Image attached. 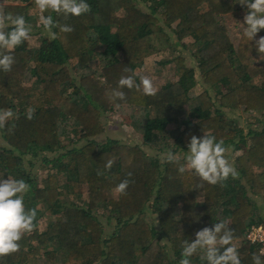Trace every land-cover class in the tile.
<instances>
[{
	"label": "trees",
	"instance_id": "trees-1",
	"mask_svg": "<svg viewBox=\"0 0 264 264\" xmlns=\"http://www.w3.org/2000/svg\"><path fill=\"white\" fill-rule=\"evenodd\" d=\"M86 2L91 11L79 17L46 12L74 30L57 27L54 40L44 32L40 42L25 41L11 52V71L0 70V110L18 115L0 129V176L24 179L30 185L25 208L37 212L35 229L0 264H179L182 242L221 220L234 231L241 264H253L254 253L264 260L261 242L246 236L252 224L264 227V120L259 127L243 126L229 114L264 111V56L255 48L264 29L251 41L242 26L232 34L227 16L248 11L238 0ZM0 3L30 25L31 14H39L35 0ZM42 28L38 21L31 34ZM187 36L195 65L180 55L167 58L163 62L176 60V78L156 95L123 88L124 100L112 97L121 76ZM116 106L132 109L130 121L145 144L178 151L180 164L192 135L211 134L226 147L241 140L232 162L238 176L208 184L187 167L181 173L175 163L152 159L139 143L98 140L102 113ZM30 107L35 112L29 120ZM27 155H41V175L26 168ZM108 160L114 163L105 170ZM124 179L130 180L126 193H114ZM102 217L113 224L108 234ZM201 255L192 256V264H207Z\"/></svg>",
	"mask_w": 264,
	"mask_h": 264
},
{
	"label": "clouds",
	"instance_id": "clouds-1",
	"mask_svg": "<svg viewBox=\"0 0 264 264\" xmlns=\"http://www.w3.org/2000/svg\"><path fill=\"white\" fill-rule=\"evenodd\" d=\"M238 3L247 8L243 17V35L250 41L264 29V0H238ZM35 6L39 10V24L42 25L49 39H56L54 28L59 27L60 32L70 33L74 29L70 25H58L51 14H62L79 17L91 11V6L86 0H35ZM10 29V30H9ZM32 26L23 15H13L4 11V5L0 3V70L9 72L15 63V57L11 52L31 38ZM256 51L260 58L264 56V36L255 41ZM6 50V51H5ZM126 72L131 71L125 69ZM128 88L141 90L147 96H154L157 88L153 80L142 75L139 83L132 75L121 76L118 81V89L111 93L114 99L124 100L125 93L120 89ZM34 108L26 110V118L32 119ZM18 115L12 109L0 110V129H4L7 122ZM228 148L221 139L204 133L202 137L192 135L188 143V151L184 157L185 164H180V156L172 150L162 153L164 162L179 165L178 171L183 173L185 167L195 172L203 181L216 185L226 181L230 176L236 178L238 172L234 165L226 158ZM114 160H108L105 170H110ZM103 174L98 172V175ZM131 176V173H129ZM130 184L129 179L122 180L115 188L118 194H125ZM30 191V185L24 179L0 176V257L16 253L20 250L19 241L25 233H31L36 225V209H26L24 197ZM157 222V221H156ZM234 231L230 230L229 222L221 220L212 227H203L195 232L194 240L182 242V252L179 264H192L191 257L202 252L201 259L207 264H241L238 248L233 243ZM167 243V240H161ZM264 254V252H262ZM253 264H264L261 255H252Z\"/></svg>",
	"mask_w": 264,
	"mask_h": 264
},
{
	"label": "rangeland",
	"instance_id": "rangeland-1",
	"mask_svg": "<svg viewBox=\"0 0 264 264\" xmlns=\"http://www.w3.org/2000/svg\"><path fill=\"white\" fill-rule=\"evenodd\" d=\"M139 5H141L144 9H148L146 3L141 2L139 3ZM203 8H205V6ZM38 17L39 14L37 12L31 14L30 20H31L32 29L33 26L38 24L39 21ZM243 17L244 15L242 11H239L238 14L233 13V15L227 16L226 22L232 34L239 35V28L241 27L240 23L243 24ZM44 32L45 31L42 28L40 31L32 33L31 38L27 40L28 43L40 42ZM191 41H192L191 37L187 36L184 38V40L174 41L172 43V46L167 50L154 52L148 55L145 58L143 65L138 66L134 69L137 80L139 81L140 76L147 75L153 80L154 86L156 88H158L162 84H167L173 81L176 78V73H175L176 60L172 59L171 61H166V62H163V60L171 57L174 58L175 56L180 55L183 57L184 63L188 65H195L196 61L191 54L192 49L189 47ZM183 42H185V45H183ZM195 89L196 91L201 89L200 83L196 85ZM130 112H132V109L128 106H124V107L116 106V108L112 111L103 112L101 115V119L105 124L104 131L102 133L97 134L95 137L98 140H104L107 137H114V138H120L121 140L124 141L139 143L143 147L147 155H149L152 159L159 158L160 161L162 162L163 157L161 154L164 153L165 151L158 152L157 150H155L154 148L150 147L149 145L143 142L141 132L138 129L134 128V126L130 121V116H129ZM154 113H155L154 109L151 108L150 115L153 116ZM229 114L231 116L236 117L237 121L243 126L259 127L262 123V120H264V111L263 113H260L257 111L250 112L239 109L235 112H230ZM256 116L262 119L260 120L254 119ZM171 127H173V125H171ZM3 142L4 140L0 136V145ZM239 142H241V140L237 139L236 144H234V146L227 147L229 150L226 153V158L231 163L233 162V158L236 152H238V149H236L235 146H238L239 144L241 145L244 144L242 142L241 143ZM186 151H188V149ZM186 151L185 153L180 152V154L186 155ZM174 153H178V151ZM41 160H42L41 155H36V156L27 155L24 159V165L32 175L34 174L41 175L44 172V169L41 167L42 164ZM114 193L117 192L114 191ZM258 201L261 202V199H258ZM46 216L47 214L39 218L40 220L39 225L41 228H43L46 224V219H47ZM147 217L149 219H153L154 221L156 219L155 213L152 212L151 210H148ZM102 222L104 224L105 233L108 234V232H111L112 231L111 228L113 224L107 223L106 218L104 217H102ZM155 224L157 225V222H155ZM156 227H158V225Z\"/></svg>",
	"mask_w": 264,
	"mask_h": 264
},
{
	"label": "built area",
	"instance_id": "built-area-1",
	"mask_svg": "<svg viewBox=\"0 0 264 264\" xmlns=\"http://www.w3.org/2000/svg\"><path fill=\"white\" fill-rule=\"evenodd\" d=\"M246 236L251 241L261 242L259 251L264 252V227L261 224H252Z\"/></svg>",
	"mask_w": 264,
	"mask_h": 264
},
{
	"label": "crops",
	"instance_id": "crops-1",
	"mask_svg": "<svg viewBox=\"0 0 264 264\" xmlns=\"http://www.w3.org/2000/svg\"><path fill=\"white\" fill-rule=\"evenodd\" d=\"M262 225V223H260ZM263 226V225H262Z\"/></svg>",
	"mask_w": 264,
	"mask_h": 264
}]
</instances>
